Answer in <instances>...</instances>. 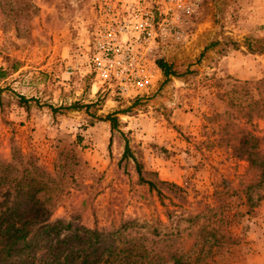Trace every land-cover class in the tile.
Wrapping results in <instances>:
<instances>
[{
	"label": "rangeland",
	"instance_id": "374dc122",
	"mask_svg": "<svg viewBox=\"0 0 264 264\" xmlns=\"http://www.w3.org/2000/svg\"><path fill=\"white\" fill-rule=\"evenodd\" d=\"M147 1L29 0L16 23L0 13V160L16 150L55 178L48 222L165 224L170 204L137 183L133 161L121 159L126 144L145 171L184 188L188 209L213 207L222 192L237 244L207 264H264V198L246 213L256 177L236 151L242 129L264 140V121L241 117L240 89L264 80V54L246 49L264 43V0H202L157 54L173 75L158 68L145 92L120 98L88 66L91 33L106 5ZM247 194L254 202L262 190Z\"/></svg>",
	"mask_w": 264,
	"mask_h": 264
},
{
	"label": "trees",
	"instance_id": "16d2710c",
	"mask_svg": "<svg viewBox=\"0 0 264 264\" xmlns=\"http://www.w3.org/2000/svg\"><path fill=\"white\" fill-rule=\"evenodd\" d=\"M29 7V0H0V13L15 23L26 17ZM246 49L264 54V43L252 49L247 42ZM156 64L165 78L173 75L169 65L160 60ZM240 89L241 117L246 122L252 118L264 121V80L243 82ZM105 119L114 128V117ZM262 143L250 131L240 130L236 151L256 177L245 188L246 213L264 198ZM127 157L134 163L137 183L168 200L171 208L164 211L165 224L157 219H125L97 230L64 220L48 222L56 207L55 178L16 150L10 162L0 160V264H207L214 254L237 244L229 232L234 213L222 192L213 190V207L197 200L188 209L183 187L145 171L125 144L121 159ZM252 187L262 190L254 202L247 194Z\"/></svg>",
	"mask_w": 264,
	"mask_h": 264
},
{
	"label": "built area",
	"instance_id": "2783aa9c",
	"mask_svg": "<svg viewBox=\"0 0 264 264\" xmlns=\"http://www.w3.org/2000/svg\"><path fill=\"white\" fill-rule=\"evenodd\" d=\"M202 0H148L106 5L91 33L88 66L94 78L120 98L151 87L157 54L178 38L183 18L197 14Z\"/></svg>",
	"mask_w": 264,
	"mask_h": 264
}]
</instances>
